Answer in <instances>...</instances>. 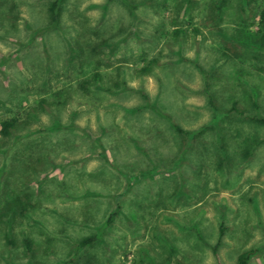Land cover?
Returning a JSON list of instances; mask_svg holds the SVG:
<instances>
[{
	"label": "rangeland",
	"instance_id": "rangeland-1",
	"mask_svg": "<svg viewBox=\"0 0 264 264\" xmlns=\"http://www.w3.org/2000/svg\"><path fill=\"white\" fill-rule=\"evenodd\" d=\"M54 1L0 0V264H264V0Z\"/></svg>",
	"mask_w": 264,
	"mask_h": 264
},
{
	"label": "trees",
	"instance_id": "trees-1",
	"mask_svg": "<svg viewBox=\"0 0 264 264\" xmlns=\"http://www.w3.org/2000/svg\"><path fill=\"white\" fill-rule=\"evenodd\" d=\"M56 6H58V1L57 0L53 2L52 7H51L54 20L57 18V15L55 14ZM261 15L264 18V8L262 10ZM149 69H150V64H147L142 70L144 71V70H149ZM233 109H237L238 110V107H237L236 103H234ZM252 119L255 120V121L264 122V119H258V118H252ZM18 122H19V117L18 116H13V117H9V118L0 119V133L2 135H8L11 132V130L16 127ZM177 129L181 130V128L178 127V126H177ZM263 141H264L263 137H261V138H252L251 141L248 143L246 149H245V154H248L247 152H249L251 147H253L256 143L263 142ZM119 207H120V205L117 206L116 211L111 213V215L109 216L108 220L102 225V227L100 229V232H98L96 234H93V235L85 236L84 238L79 240L78 244H77V248L78 249L84 248V247H86L88 245H92L97 240L102 239L104 230L111 223H113V220H114L113 217L115 216V214L119 210ZM8 242L13 244L14 240L12 238L8 237ZM23 243H24V245H25L27 250H31V251L34 250V243H33V240H31V238H29V237L24 238ZM247 257H248V253L241 254L239 256V258H238L237 264H247Z\"/></svg>",
	"mask_w": 264,
	"mask_h": 264
}]
</instances>
